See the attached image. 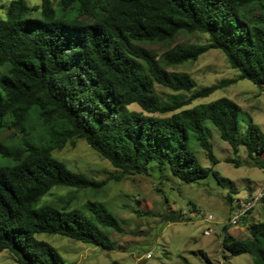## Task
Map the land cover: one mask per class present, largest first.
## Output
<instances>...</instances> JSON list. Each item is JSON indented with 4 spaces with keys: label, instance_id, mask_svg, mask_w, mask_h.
<instances>
[{
    "label": "trees",
    "instance_id": "obj_1",
    "mask_svg": "<svg viewBox=\"0 0 264 264\" xmlns=\"http://www.w3.org/2000/svg\"><path fill=\"white\" fill-rule=\"evenodd\" d=\"M181 32L204 33L208 42L173 47L160 58L145 46L170 42ZM211 48L225 55L239 78L264 92V0L10 1L0 18V131H10L0 140V251L19 264H62V255L40 233L113 249L109 232L120 226L102 203L89 201L82 209L42 201L56 186L100 187L102 182L53 156L74 138L119 170L117 179L146 174L154 163L160 172L194 184L212 168L201 164L192 141L217 162L205 136L209 122L235 153L245 149L242 161L226 162L264 168V133L252 122L240 132L241 108L232 99L180 109L221 82L184 100L158 101L155 83L184 91L194 86L189 75L167 68ZM232 200L228 193L229 210ZM259 203L264 215V194ZM163 217L182 219L178 211ZM247 232L246 239L227 235L220 243L231 255L248 253L252 264H264V218L248 224Z\"/></svg>",
    "mask_w": 264,
    "mask_h": 264
},
{
    "label": "rangeland",
    "instance_id": "obj_2",
    "mask_svg": "<svg viewBox=\"0 0 264 264\" xmlns=\"http://www.w3.org/2000/svg\"><path fill=\"white\" fill-rule=\"evenodd\" d=\"M10 1L0 0V18L6 17V6ZM40 1L26 0V3L35 5ZM52 1L56 3L58 0ZM207 42L208 36L204 33L181 32L170 42L145 46L160 58L173 47L204 45ZM167 71L186 73L193 80L194 86L184 91L155 83L154 91L160 103L184 100L203 86L221 82L208 96L196 98L180 109L228 97L241 108L240 132L243 133L247 123L252 122L264 133V92L248 79L239 78V72L230 67L219 49H208L196 60L169 66ZM129 108L141 110L136 104L129 105ZM175 111L156 112L153 115L169 116ZM31 134L36 135L37 130ZM9 136V130L0 131V140ZM205 136L217 162L213 164L196 142L192 141L201 164L212 168L206 178L194 184L184 183L167 172H160L154 163L149 164L146 174L124 175L117 179L119 170L112 167L82 138H74L73 143L67 142L62 148L54 149L53 156L63 161L70 170L82 172L102 183L97 189L56 186L42 197V201L60 207L82 209L89 201L100 202L115 215L120 230L109 232L113 242L111 250L59 234L40 233L37 237L48 241L58 250L64 258L62 264H252L250 254L231 255L220 242L227 235L238 239L248 237L243 220L237 227L227 223L230 217L227 195L230 193L233 199H244L258 192L264 186V168L244 163L235 166V163L226 162L227 158L242 161L246 158L245 149L240 146L235 153L209 122H205ZM260 158L264 160V153ZM190 202L195 204L197 210H192ZM177 211L182 216L180 221L164 219V214ZM251 212L249 224L264 218L260 203ZM208 213L213 215L210 223L204 220ZM208 225L214 229L209 235H204L203 230ZM0 264L19 263L7 250H2Z\"/></svg>",
    "mask_w": 264,
    "mask_h": 264
},
{
    "label": "built area",
    "instance_id": "obj_3",
    "mask_svg": "<svg viewBox=\"0 0 264 264\" xmlns=\"http://www.w3.org/2000/svg\"><path fill=\"white\" fill-rule=\"evenodd\" d=\"M264 194V186L258 190L255 194H250L244 199H233L231 202V210H230V217L227 221L228 224H232L237 226L239 223V220L243 217L246 216L247 213L252 210L257 203L260 202L262 196ZM204 220L206 222H212L213 220V215L208 213L205 217ZM214 229L213 226L208 225L206 228L203 230L204 235H209L212 230ZM150 254L148 253L147 256Z\"/></svg>",
    "mask_w": 264,
    "mask_h": 264
},
{
    "label": "crops",
    "instance_id": "obj_4",
    "mask_svg": "<svg viewBox=\"0 0 264 264\" xmlns=\"http://www.w3.org/2000/svg\"><path fill=\"white\" fill-rule=\"evenodd\" d=\"M235 199V198H234ZM253 212V211H252ZM252 212L248 213V215L244 218V228L247 229V225L249 224L251 218H252ZM237 227V226H235Z\"/></svg>",
    "mask_w": 264,
    "mask_h": 264
}]
</instances>
